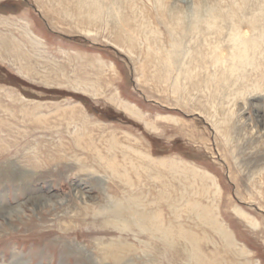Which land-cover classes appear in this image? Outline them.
<instances>
[{"label":"rangeland","instance_id":"obj_1","mask_svg":"<svg viewBox=\"0 0 264 264\" xmlns=\"http://www.w3.org/2000/svg\"><path fill=\"white\" fill-rule=\"evenodd\" d=\"M61 1L0 0V264H264V37L234 94L212 103L178 76L196 39H229L228 14L250 38L247 0H205L221 31L169 0L198 29L173 72L159 51L182 27L164 0Z\"/></svg>","mask_w":264,"mask_h":264},{"label":"bare ground","instance_id":"obj_2","mask_svg":"<svg viewBox=\"0 0 264 264\" xmlns=\"http://www.w3.org/2000/svg\"><path fill=\"white\" fill-rule=\"evenodd\" d=\"M72 1H74V0H62L61 3H65L66 4V3H69V2L71 3ZM207 1H205V0H194L195 7H194V11H193V13H192L191 16H193V18H195L197 21L198 20L201 21L202 18H205L206 19L205 21H206V23H207V25H208V27L210 29L216 28V29H218V30L221 31V29H222L221 26L222 25H221L220 21H218V20L220 19L219 17H222V18H224V17L222 15H216L215 12L218 10L217 9L218 6H217V8H216V5L215 4H213V5L211 4V6H210V4L207 3ZM77 2L82 4L81 7H85L86 5L89 6V3L92 4V5H95L96 4V2H94V1H93L94 3L93 2L91 3L90 0H79V1L78 0H75L73 2V4L74 3H77ZM168 2H169V0H164L162 2V4H163V6L164 5L166 6V8L168 9L170 15L172 17H174L173 19H175V18L179 19L178 21L175 19L176 20V24L179 26L178 29L181 28V27H182V29H179V31H178L179 32L178 33L179 35L178 36H177V34L174 35L173 32L171 31L172 32V35H171L172 37L171 38L173 39V42L171 41L172 42L171 48L167 50L163 46V49L162 48L160 49L161 51H159V53H160L159 56H160V59L161 60H159L160 61L159 63H160V65L163 64L161 66L164 68V72H169V71H172L173 72V71H175L176 67L181 62V56H182L181 49H183L182 48L183 41L190 34V32H188V29L191 28V29H189V31H191V32H195L198 29H197V27H191V23L190 22H189L190 23V26L189 27L187 26L188 28L185 27V26H182V23L185 21V17H184L185 15H183L184 14L183 7H180V6L177 7L176 5L175 6L174 5L171 6V5L168 4ZM245 3H247L250 6V8H251V14H250V16H251L250 18L251 19H250V22H249V27L252 30V35L250 36V38L243 37V35L240 32V27H239L240 23L237 24V20L235 19L234 14L232 13L233 14L232 15L230 13V14H228L229 15V18L228 17H226V18L228 20L230 19V21L231 22H234V23H233V26H232L231 33L229 35V39L225 43L220 42V40L218 39V42L216 44H213L212 41L211 42L208 41L207 44L206 43L203 44V41L204 40L202 41V38L196 39L195 40L196 52L194 53V52H191L190 51V52L184 54L185 56L183 57V62H182L183 65H182V68L180 69V71L178 73V76L183 75L185 73L184 74V78H185L184 89H185V91H187L189 93L192 90L202 91V92L203 91H208L210 93V95H212V97H209L210 98L209 100L212 101V103H213V101L215 100L216 96H217V98H218V96H220V98H221V95H224L225 96L226 93H231V94L232 93L233 94L236 93L237 92L236 84L233 86V88H231V86H232L231 85L232 78L235 77L234 78L235 79L234 81L238 80V77L237 76H239V73L242 74L241 77L247 76V73L243 71V68L245 66H247V65H251V66L257 65V64H259L260 61L263 60V59H261V57L259 55L261 53V51H260V44H259V41L256 38H259V36L264 37V32H262V29H260V28H262V26L260 25V23H263V28H264V1L263 0H247ZM65 4H63V5L66 6ZM124 4H125V2H124ZM218 4H219V2H218ZM135 8L133 6V10ZM112 9L113 10H116V14H117V16L120 19L119 21L122 22V27L127 28V29H130L129 24H127V22H129V19H130L129 16H128L130 10H129L128 13H126L125 12V6L120 1L116 2V4L113 5V8ZM86 11L89 12L91 10L86 9ZM93 12L94 13H98V7ZM85 16H87V15H85ZM93 16H94V14H93ZM135 17H137V15H135ZM132 19H134V17ZM138 20H140V19H138ZM228 20H226V21L228 22ZM78 26H80V25H78ZM132 27H133V25H132ZM201 27H203V26L201 25ZM212 32H214V31H212ZM196 33H198V32H195V34ZM199 33H200V31H199ZM244 33H245V31H244ZM137 34H139V33H137ZM206 34H207V32H206ZM119 38L121 40L125 41V42L127 41V39L122 38V36H120ZM204 38H205V36L203 37V39ZM1 41H2L1 45H4L7 48V50L10 52V49H8V47H7L9 45L6 42V40L5 39H0V42ZM127 42H126V44L131 49H136L138 47V45H139V44L136 45V42L134 41V39H129V41H127ZM163 42H164V40H163ZM224 53L228 57L225 56V58H224ZM185 58H186V60H185ZM211 66L214 67V72H217L218 74H214V72L208 71L209 67H211ZM259 66H260V64H259ZM141 67H142V65H141ZM197 68H199V69L197 70ZM257 69H255V71H257ZM146 70L147 69H145V71ZM239 78H240V76H239ZM177 81L178 80H176L175 87L176 88H179L178 86H179L180 83L178 84ZM202 84H204V87L203 88H201L202 87ZM181 88H182V86H181ZM258 88L259 89H262L263 86L260 88L259 85H255L254 87L250 88V92H252V91L254 92V91L258 90ZM247 89H249V88L247 87L245 90H247ZM117 105H119V104H117ZM123 107L128 111V113H130V114L135 113L136 115H139L138 114L139 112L137 113L135 110H132L129 107H127V106H123ZM212 107H213V104H212ZM258 107H260V106H258ZM222 109H223V107H222ZM217 124L218 123H216V126H217ZM149 126H150V124H149ZM152 126H153V124H152ZM153 128H155V127L153 126ZM115 142H116L115 140H111L110 141V147H109L110 150L111 149H115V145H116ZM111 157H112L111 159L107 160L108 167L111 168L113 171H117L119 169V163L117 161V158H116L115 155L114 156H111ZM173 166H175V165H173ZM113 209H114V211L118 215H120V216L122 215L121 214L122 211L119 210V204L115 208H113ZM125 212H126V210H125ZM240 215L245 216V215H243V213H240ZM205 218L208 219V220H212L213 219V217L211 215H210L209 218H208L207 215H205ZM140 228H142V227H140ZM218 228L220 229V227H218ZM220 230H222V229H220ZM198 261H199V259H198Z\"/></svg>","mask_w":264,"mask_h":264}]
</instances>
